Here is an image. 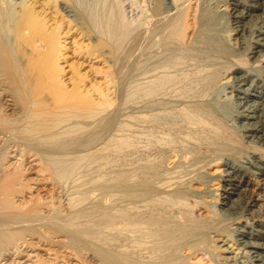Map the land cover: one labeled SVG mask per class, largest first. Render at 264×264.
<instances>
[{"label": "bare ground", "instance_id": "6f19581e", "mask_svg": "<svg viewBox=\"0 0 264 264\" xmlns=\"http://www.w3.org/2000/svg\"><path fill=\"white\" fill-rule=\"evenodd\" d=\"M28 1L0 0V264H243L242 254L250 264L252 255L230 257L218 237L231 239L233 223L264 222V196L259 205L251 189L241 193L249 217H224L205 197H222L209 188L210 167L264 154L262 144L248 145L228 124L218 109L225 100L216 97L223 78L248 66L246 50L259 63L258 45L220 55L209 50L212 42L187 44L197 0H45L56 9L48 14ZM73 27L70 36L87 40L74 41L78 52L108 64L100 84L86 88L85 76L74 72L70 87L63 79L59 62ZM126 38L135 65L130 110L116 82ZM111 95L130 112L121 110L124 102L115 109ZM72 157L84 165L74 176L60 162ZM107 166L118 168L114 189L98 185L113 173ZM227 168L225 192H232L241 176L233 175L237 166ZM100 187L117 193L106 203L85 197Z\"/></svg>", "mask_w": 264, "mask_h": 264}, {"label": "rangeland", "instance_id": "374dc122", "mask_svg": "<svg viewBox=\"0 0 264 264\" xmlns=\"http://www.w3.org/2000/svg\"><path fill=\"white\" fill-rule=\"evenodd\" d=\"M4 1H7L8 3L10 1L9 5H12L15 3L18 4L19 2L24 1V0H4ZM30 1H32V0H29L28 2H30ZM33 1H36V3H35L36 6L34 7L36 11L41 12V10H45V12L48 14L51 10L53 11V9H54L56 12V9L54 7H49V6H46L44 4L45 0H33ZM259 1L260 0H197V4L199 6L197 5L196 7L201 8V11L199 12L198 11L199 9H197L196 19L195 18L194 19H188V21L190 23V27H189L190 30L188 32L189 33L188 38L190 40L187 39V44L189 42V44H191V46H192V44H193L192 41L195 42L196 40L197 41L200 40V43H199L200 45L201 44H202V46L207 45L208 48L212 46L211 48H209V50L210 49H211L210 51L214 50L213 52H215V50H217V52L221 53L220 55H224V54L226 55L228 53L240 54L239 52H242V51H243L242 52V54H243L245 49L247 48V46H249V44L252 47L258 45L257 49L261 50V53L264 54V3H262L260 6H258ZM128 9H129V7H128ZM223 11H225V12H223ZM131 12L132 13H129V12L128 13L134 15L137 12V10L135 12H134V10H132ZM226 12L227 13L229 12L228 13L229 15H227ZM198 13H200V14H198ZM51 14H53V13H51ZM203 14H204V16H203ZM53 15L57 16L58 14H53ZM78 15H80V14H78ZM197 15H199V16L197 17ZM200 16H201V18H200ZM61 20H64L66 23L65 18H62ZM192 20H194L193 23H192ZM262 20H263V24H262V22H260ZM203 24H205V25H203ZM66 25H68L70 27L71 23H69V24L66 23ZM259 26H261L260 32L256 31V28H258ZM73 29H74V27L72 28V30H70L69 35L67 36V38L63 42L66 45V47L64 49L65 58L60 60V62H59L60 65L64 69L63 79L65 80L67 86L70 87L71 86V80H69V79L71 78V76L73 75V72H74V76L72 78H76V76L78 74L85 76L84 77V84L86 85V88L89 87L92 83H99V84L102 83L103 77H104L103 73H105V70L106 71L108 70L107 62H104V60H101L100 57H98L100 59L90 58V57L85 58L82 54H80V52H78V50L76 48V42H74V41H77V42L83 41V43H86L87 40H86V38L84 39L80 34H73L74 35L73 37L70 36V33L73 31ZM234 37H236V39H237V42H238L237 44L234 42ZM126 39H127L126 41L123 39L119 43V48L121 50L119 49L118 52H120L121 55H120V58L118 57L119 60L117 59L118 62H116V64H117L116 68H117V66L118 67L120 66L119 69L117 68L119 70V72H117V74L119 73L120 77L118 76L117 77L118 79L116 78L117 79L116 82H117V84L119 83L118 88H119V92H121L120 96H122L123 99L126 97L125 100L127 102L126 103L127 107L125 106V102H124L125 100H123L122 97H118V98H121V100L119 99L120 102L122 101L121 103L120 102L118 103L117 101H115L117 99H114L115 97H113V95H111V96H112V100H114V103H115L114 104L115 109L117 107L116 106L117 103L122 104L124 102V104L121 105L122 106L121 110L123 112L126 111L127 113H129L130 111H127V110L132 109V107H133L132 104L134 101V100L132 101L131 98L133 99V97H135L134 94H131L134 92V89L131 88L132 87L131 85L134 86L133 82H135L134 81L135 78L133 77L134 71H135L134 70L135 65L133 63L134 57L133 58L130 57V56H133V51H132L131 55H128V54H130V52L133 48L132 47L133 43L130 42L131 40L129 38H126ZM61 41H63V38H61ZM124 41H125L126 46L124 44ZM129 42L131 44H129ZM209 43H211L212 45ZM127 45H129L131 47L130 51H129V47H127ZM143 45H145V44H143ZM124 46H125V48H124ZM187 46H190V45H187ZM213 46H215L216 48ZM126 47H127V49H126ZM143 48H144V46H143ZM224 49H225V51L226 50H228V51L225 52ZM122 50L124 51V54L122 53L123 52ZM125 50L128 51L126 53L128 56L125 54ZM230 50H231V52H229ZM144 53H145V50H144ZM107 55L108 54H106V56ZM122 55H124V56H122ZM246 55H247V59H248L250 65L248 64V66H246L244 68H239V69L237 68L235 70V72H232L231 74H229L228 76H226L225 78H223L219 82L220 84L217 86L216 97L220 98V100H225V104L220 103L221 105H220V107H218V109L223 113V115L226 116L228 124H232L240 134L244 135L243 140L250 141V143L248 145H258L259 146L262 144L261 146L264 147V76H263V74H264V68H263L264 67V56L258 57L259 63H257V62H254V52H250V50L249 51L246 50ZM118 56H119V54H118ZM121 56H122V58H121ZM124 57H125V59H124ZM142 59H143V61H142ZM144 60H145V62H144ZM252 62H254V63H252ZM141 63H142L141 68L143 69L146 65L145 63H147L144 55L141 58ZM259 65L263 66V67L261 68ZM132 74H133V76H132ZM130 91H132V92H130ZM127 97H131V98H127ZM130 100H131V103H129ZM214 101L215 100H213V102ZM123 105L127 108V110L124 109L125 107ZM251 111H254L255 113H253ZM251 115H255L257 117L256 118H253V117L250 118L249 116H251ZM115 120H116V118L114 119V121ZM250 135H252V136H250ZM130 148L134 150V147L132 146V147H128L127 151H131ZM139 154H138L139 155L138 158H140L143 155V153L141 155V152ZM132 155H133V153H132ZM136 156H137V154H136ZM72 158H70L72 160V162L76 161V163H73V165L70 162L71 160L69 161L68 159H63L62 161H60V159H59V161L62 162V164L64 163L66 167H68V165L69 166L71 165L70 166V167H72L71 170L74 168L77 171V169L75 167H78V173H79L80 170L83 169L84 165L82 166V164L79 163L80 160H77L76 158H75L76 159L75 160L74 157H72ZM134 159H137V158H134ZM67 162L68 163L70 162V163L68 164ZM76 164H80L81 166L80 165L76 166ZM126 164H128L127 161H126ZM227 164L231 167L237 166L238 169L235 168V170H237V171L234 172L233 175L239 174V177L241 176L240 178L237 177V179H239V180L241 179V181L238 182L236 187H232L233 185L231 186V188H233L232 192L231 191L225 192V190L228 187H230V185L227 181L226 175L224 176V173H222V170L227 168ZM113 165H115V164H113ZM129 165H130V162H129ZM109 166H111V165H109ZM109 166H107V168H110V169H108V170L106 169V170L109 172L111 171L113 173L110 174L106 171V175L108 173L110 175V176L108 175V177L111 180H109L108 177L105 176V177H107V179L104 178L105 180L103 179L102 181L98 180V181H100V183L97 180H94V182H93V180L91 179L92 181L89 182V184L91 183L90 185H92V184L97 185L99 183L98 185H101V187H102L101 182L107 181V183L109 185L107 184V187H106V185H105V187L106 188L111 187V189L112 188L114 189V187H116V186H112V184H114L115 181L111 177H114V179H115L114 171L116 172V170H114V168H116V167L114 166V168H111L112 166L111 167H109ZM126 166L129 167L128 165H126ZM97 168L99 169V167H97ZM98 169H96V170L93 169V170H94V172L95 171L98 172L99 171ZM116 169H118V168H116ZM230 169H233V168H227V171H231ZM75 170H72V173ZM84 170H85V168H84ZM90 170L88 169V173ZM208 171H209L211 176H214L213 177L214 179L211 182L209 188L211 190H215L216 193L222 197H219V199L215 202V197L212 198V197L208 196V197H205V201H207L208 204H210V205H211V203H214L215 208L218 209V211L221 210L219 212H220V214H223L224 217H230L233 215H237V213H238V215L243 213L246 217H249V216H247V214H245V213H247L246 212L247 208L244 205H242V203H241V196H242L241 193H243V192L251 193L250 189L252 190L251 197L256 199L257 201H259V205H260L261 197L264 196V192H263L264 190H261V188L264 187V172H262V171H264V154L261 155V154H259V152H258V154H256V153L252 154V152H247L245 154V156H243L241 158V161H239V162H231L230 159H224L223 163L221 165H219V166L215 165L213 167H210L208 169ZM220 172H221V175L223 174L222 176H219ZM75 173L76 174L73 173V175L70 173V175H72V176L77 175V172H75ZM94 174H97V173H94ZM94 174L90 173L91 176H89V174H87V175L90 178H92L93 176L96 177V175H94ZM222 177H223V179H222ZM253 179L256 181V184H254V186L251 185V183H248V182H251V180H253ZM109 181H111V182H109ZM95 182H96V184H94ZM110 183H111V185H110ZM89 184H87V186ZM101 187H100V190H101L100 194L97 193L99 191V189H97L98 188V186H97V188L92 190V192L89 191L85 197L89 199V196L92 193L89 200L95 201L97 199L96 200V202H97L99 199L100 202L106 203L105 202V200H107L106 197L111 200L110 197H112V195H115V193H117V191H116L117 189L107 191L108 189H106L104 187V189L103 188L102 189L105 192L104 193L105 196H103L102 195L103 191H102ZM198 187H200V186H198ZM245 188H248V190H246ZM105 189L107 192L105 191ZM243 189H245V190L243 191ZM94 191H96V194L93 193ZM110 191H112L111 192L112 194L111 193L108 194V192H110ZM238 193H239V197L237 196ZM97 194L99 195V197H97L98 196ZM223 196L225 198H223ZM93 197H95V198H93ZM113 197H115V196H113ZM91 198H93V199H91ZM88 199H86L85 201H88ZM221 200L226 201V203H220ZM107 201H109V200H107ZM252 207H254V206H251L250 209L248 207V209L252 210L251 209ZM259 208H262V207H259ZM263 211H264V209H263ZM235 227H238L237 232L233 231L235 229ZM230 228H231V230L229 233L231 235V239H226V238L222 237L223 233L219 234L220 236L218 237L219 239H222V240L225 239L224 241H219L218 244L221 245L222 248L226 247L228 249L226 254L229 255L230 257H233L234 254L237 253L238 254L237 257H238L240 255L239 252H241V250H243V251L247 252V253L245 252L247 256L252 255V257L250 259H248L250 264H264V248H262L264 246V222L248 220V225H246L245 223H233V224H231ZM246 234H249V235H246ZM244 241H251L252 243H255V246H246L245 244H243ZM258 254H260V255H258ZM243 256H244V254L241 255V258L239 259V261L241 263L245 264L246 261H245V257H243ZM191 261L193 262V260H191ZM230 263H232V262H230Z\"/></svg>", "mask_w": 264, "mask_h": 264}]
</instances>
